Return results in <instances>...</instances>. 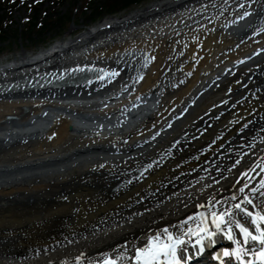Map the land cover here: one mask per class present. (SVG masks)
Instances as JSON below:
<instances>
[{
	"label": "bare ground",
	"instance_id": "bare-ground-1",
	"mask_svg": "<svg viewBox=\"0 0 264 264\" xmlns=\"http://www.w3.org/2000/svg\"><path fill=\"white\" fill-rule=\"evenodd\" d=\"M261 179L264 0H157L0 66V264H123Z\"/></svg>",
	"mask_w": 264,
	"mask_h": 264
},
{
	"label": "snow or ice",
	"instance_id": "snow-or-ice-1",
	"mask_svg": "<svg viewBox=\"0 0 264 264\" xmlns=\"http://www.w3.org/2000/svg\"><path fill=\"white\" fill-rule=\"evenodd\" d=\"M245 15H248V13H245ZM104 75L115 76L116 72L113 71L111 73H105ZM100 78L103 79V77ZM259 184L260 187L264 188V179H261ZM246 187L247 185L241 187L240 192L244 193ZM251 191L255 192L256 189L253 188ZM236 199V196H232L233 201ZM216 203L219 202L217 201ZM246 204L251 205L252 208L256 207L253 200L248 195H245L242 202L230 205L222 211L212 210L210 212L211 226H209L208 215L200 213V223L196 228H188L187 233L174 235L172 232H169L168 229H164L163 231L166 237L164 240H160L159 234L149 236L144 246L135 247V254L131 257V264H159L161 259L166 260L167 264H188V261L192 259V255L190 254V249L185 246L186 235L190 234L191 236L197 237L196 245L198 247L195 255L199 256L205 251L208 245L216 243L215 237L218 233H222L229 241H233V225L239 230V234L243 236L245 242L251 237L254 242H259L261 244L258 258L261 260L262 264H264V227H262V224H264V214L250 210L249 207L245 206ZM237 213L250 219L251 224L255 225V230L259 234L253 235L249 227H246L240 219L236 218ZM225 228L227 229L226 231L224 230ZM213 229H215V231ZM187 243L191 244L192 241L188 240ZM242 250L243 249L238 246L237 248H233L230 252L229 248L225 247L222 249V252L224 257H230L232 255L238 256ZM122 255L123 253H121V256ZM214 259H219V256H215ZM76 260L79 261L80 257H76ZM119 261V256L114 258L105 253L103 259L98 261L97 264H119Z\"/></svg>",
	"mask_w": 264,
	"mask_h": 264
},
{
	"label": "rangeland",
	"instance_id": "rangeland-1",
	"mask_svg": "<svg viewBox=\"0 0 264 264\" xmlns=\"http://www.w3.org/2000/svg\"><path fill=\"white\" fill-rule=\"evenodd\" d=\"M92 1V2H91ZM90 7L96 3L100 5L101 2L105 0H91ZM157 0H148L145 1L143 5H138V7L131 9L130 11H124L116 13L112 16H105L99 21L92 24V20L88 18L89 13L85 11L88 8L89 0H0V10L3 9V12H0V19L6 24L5 36L8 37V43L0 44V66L9 65L16 61H19L21 58H34L41 53H46L53 46L60 43L68 42L69 40L74 39L75 37L88 32L91 28L99 25L102 21L111 17H121L127 15L136 10H141L147 6H150ZM112 4V3H111ZM33 8L39 10V12L48 11L53 13L55 11L60 12L62 15H72L70 20L74 25H68L67 30L64 31L61 26L57 30V34L61 36L57 37V40L47 47V49L40 50L39 45L43 42L53 40L51 34L55 33L56 29H51L50 33L46 36H32L26 35V21L31 19L34 14ZM100 10V9H99ZM74 11V13H72ZM38 13V12H37ZM43 16V15H42ZM53 24V23H49ZM10 27L12 30L16 29V34L18 35L17 39H14V33L10 32ZM245 27H240L243 30ZM33 31H38L37 27ZM23 36H28V41L23 40ZM56 36V35H55ZM0 38V43H5L7 38ZM21 38V39H20ZM55 44V45H54ZM38 47V48H37Z\"/></svg>",
	"mask_w": 264,
	"mask_h": 264
},
{
	"label": "trees",
	"instance_id": "trees-1",
	"mask_svg": "<svg viewBox=\"0 0 264 264\" xmlns=\"http://www.w3.org/2000/svg\"><path fill=\"white\" fill-rule=\"evenodd\" d=\"M132 3H138V0H115V2L113 3L114 5V8L115 7H119V6H122V7H128L130 6ZM47 27V26H46ZM46 27H43L41 29V32H45L47 31Z\"/></svg>",
	"mask_w": 264,
	"mask_h": 264
}]
</instances>
